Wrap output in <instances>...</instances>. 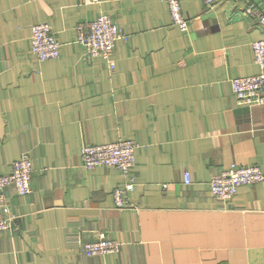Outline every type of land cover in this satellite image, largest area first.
Instances as JSON below:
<instances>
[{"label":"crops","instance_id":"1","mask_svg":"<svg viewBox=\"0 0 264 264\" xmlns=\"http://www.w3.org/2000/svg\"><path fill=\"white\" fill-rule=\"evenodd\" d=\"M249 2L264 10L179 0V28L166 0H0V173L23 151L33 169L30 193L4 189L15 228L0 231V264H264V182L228 201L209 191L230 162L264 172V104H238L230 84L260 70L250 42L264 28ZM98 13L125 35L113 70L77 41ZM46 21L60 53L40 61L29 31ZM119 137L137 143L126 208L112 200L119 170L81 166L83 144ZM98 233L118 250L84 252Z\"/></svg>","mask_w":264,"mask_h":264},{"label":"built area","instance_id":"2","mask_svg":"<svg viewBox=\"0 0 264 264\" xmlns=\"http://www.w3.org/2000/svg\"><path fill=\"white\" fill-rule=\"evenodd\" d=\"M172 23L179 28L187 25V18L181 11L179 0H166ZM212 6L216 0H205ZM246 11L255 15L260 27L264 28V10L254 3L246 5ZM77 41L89 58L101 57L110 69H114L115 42L125 37L118 22L107 13H98L92 20L81 21L76 27ZM30 50L40 61L56 58L60 53V42L53 32L49 22H36L30 25ZM253 61L260 70L250 75H236L230 80L232 96L240 105L254 103L264 104V39L250 42ZM137 143L130 138L119 137L114 141L100 143H86L80 149L81 166L86 169L94 167H113L120 171L123 181L112 189V200L117 208L132 207L127 193L135 186L134 165L135 147ZM11 171L0 173V231L13 230L15 215L8 204L4 189L12 186L19 195L31 192L32 166L30 154L23 151L13 161ZM183 181L189 183L190 174L186 171ZM264 182V172L259 164L244 165L230 162L219 172L211 175L209 191L211 195L222 201H228L235 194L237 187L243 184ZM163 184V188H165ZM119 241L113 237L96 234V237L82 244L84 252L88 254H104L117 251Z\"/></svg>","mask_w":264,"mask_h":264},{"label":"rangeland","instance_id":"3","mask_svg":"<svg viewBox=\"0 0 264 264\" xmlns=\"http://www.w3.org/2000/svg\"><path fill=\"white\" fill-rule=\"evenodd\" d=\"M86 1H88V2H96V1H98V0H86ZM108 14V13H107ZM109 15V14H108ZM111 16V15H110ZM112 17V16H111ZM113 18V17H112ZM29 33H30V31H29ZM124 38V37H123ZM16 194H18V193H16ZM1 214H2V212H1ZM96 237V236H95ZM94 237V238H95ZM83 248V247H82ZM84 250V249H83Z\"/></svg>","mask_w":264,"mask_h":264}]
</instances>
